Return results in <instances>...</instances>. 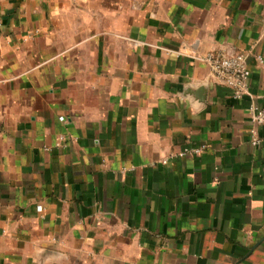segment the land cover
<instances>
[{"label": "crops", "instance_id": "crops-1", "mask_svg": "<svg viewBox=\"0 0 264 264\" xmlns=\"http://www.w3.org/2000/svg\"><path fill=\"white\" fill-rule=\"evenodd\" d=\"M254 108L264 0H0V264H264Z\"/></svg>", "mask_w": 264, "mask_h": 264}, {"label": "built area", "instance_id": "built-area-1", "mask_svg": "<svg viewBox=\"0 0 264 264\" xmlns=\"http://www.w3.org/2000/svg\"><path fill=\"white\" fill-rule=\"evenodd\" d=\"M203 61L209 67V72L214 82L230 88L236 99H242L250 94L249 81L251 71L248 68L244 54L211 53L204 57ZM251 115L255 125L264 126V108L251 109ZM61 120L63 121L64 119L61 118ZM251 135L253 145H259L261 139L258 136V132L253 129Z\"/></svg>", "mask_w": 264, "mask_h": 264}]
</instances>
